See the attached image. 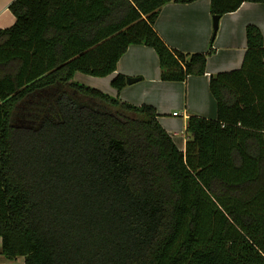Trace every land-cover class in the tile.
<instances>
[{"label":"trees","instance_id":"trees-1","mask_svg":"<svg viewBox=\"0 0 264 264\" xmlns=\"http://www.w3.org/2000/svg\"><path fill=\"white\" fill-rule=\"evenodd\" d=\"M196 0H13L0 29L1 254L26 264H264V33L212 73L216 118L190 115L186 148L151 104L74 79L114 74L131 44L160 77L203 75L215 52L171 47L162 7ZM246 1L211 0V12ZM128 76L116 73L121 90Z\"/></svg>","mask_w":264,"mask_h":264},{"label":"crops","instance_id":"crops-1","mask_svg":"<svg viewBox=\"0 0 264 264\" xmlns=\"http://www.w3.org/2000/svg\"><path fill=\"white\" fill-rule=\"evenodd\" d=\"M12 1L0 0V29L16 21L10 9ZM249 23L257 24L264 33V3L246 1L238 10L220 18L214 40L215 52L209 56L207 71L203 75H190L185 81L162 80L156 50L145 44H131L120 58L114 74L90 77L91 81L85 83L137 105L147 103L155 106L160 113L161 124L173 136L177 145L185 149L188 117H217V100L210 88L211 74L241 67L247 50L246 27ZM155 28L171 47L186 52L207 51L214 33L211 0L189 3L170 1L162 7ZM116 73L139 77V80L128 82L118 90L112 85ZM175 112L179 114L175 115ZM180 115L182 119L178 118ZM1 249L2 240L0 253Z\"/></svg>","mask_w":264,"mask_h":264},{"label":"rangeland","instance_id":"rangeland-1","mask_svg":"<svg viewBox=\"0 0 264 264\" xmlns=\"http://www.w3.org/2000/svg\"><path fill=\"white\" fill-rule=\"evenodd\" d=\"M77 77V78H76ZM75 77V79L79 82H82V83H85V82H89L91 81L90 80V77H96L98 78L99 76H93V75H90V74H86V73H83V72H78L77 73V76ZM87 84V83H85ZM88 85V84H87ZM92 86V85H90ZM94 87V86H93ZM179 112V111H178ZM179 119H182L183 116L180 115L178 117ZM1 241V240H0ZM0 256L3 257L4 260L0 261V264H25V261L23 260L24 258H17V259H9V258H6L4 255H2L0 253Z\"/></svg>","mask_w":264,"mask_h":264},{"label":"water","instance_id":"water-1","mask_svg":"<svg viewBox=\"0 0 264 264\" xmlns=\"http://www.w3.org/2000/svg\"><path fill=\"white\" fill-rule=\"evenodd\" d=\"M213 22H214V33L213 35H216L219 24H220V15H213ZM139 80V77H128V82L133 83Z\"/></svg>","mask_w":264,"mask_h":264},{"label":"built area","instance_id":"built-area-1","mask_svg":"<svg viewBox=\"0 0 264 264\" xmlns=\"http://www.w3.org/2000/svg\"><path fill=\"white\" fill-rule=\"evenodd\" d=\"M174 114H175V115H178L179 113H178V112H175Z\"/></svg>","mask_w":264,"mask_h":264}]
</instances>
